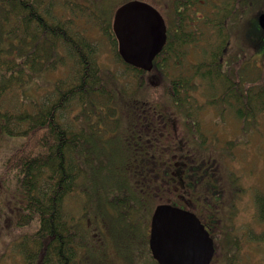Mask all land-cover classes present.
Wrapping results in <instances>:
<instances>
[{
    "label": "trees",
    "instance_id": "obj_1",
    "mask_svg": "<svg viewBox=\"0 0 264 264\" xmlns=\"http://www.w3.org/2000/svg\"><path fill=\"white\" fill-rule=\"evenodd\" d=\"M125 1L0 0V87L56 65L64 66L61 74L65 73L52 86L54 98L31 111L1 117L7 138H22L3 162V171L14 174L13 225L22 228L14 241L22 258L19 264H105L113 242L105 239L99 224L106 236L110 231L123 245L115 258L125 264H156L147 240L157 204L194 209L203 200L207 207L217 208L236 190V176L227 180L212 154H187L198 147L189 145L191 138L199 150L209 151L205 138L198 135L199 100L192 92H200L205 104L219 105L220 112L229 108L240 126L253 127L258 117L264 118V31L255 18L240 20L251 6L257 13L264 11V0H175L166 19L165 43L152 68L125 63L123 71L116 72L99 66L95 44L86 28L76 27L74 21L88 14L89 25L107 37L119 59L111 21ZM148 1L163 9L158 0ZM233 38L240 44L231 45ZM74 102L81 114L90 109L77 128L63 120V111ZM121 105L132 114L127 131L118 114H110ZM107 118L110 121L103 125ZM176 124L183 137L173 143L166 137ZM106 131H117L119 140H109L112 154L101 148ZM120 144L130 154H122ZM194 155L207 157L197 163ZM78 176L84 182L79 187L89 192L79 213L68 216L62 201L78 188ZM216 181L230 190L214 185ZM199 184L203 194L195 198ZM255 202L258 220L264 223V193L256 195ZM263 233L256 240L264 244ZM232 259L228 254L227 264H233Z\"/></svg>",
    "mask_w": 264,
    "mask_h": 264
},
{
    "label": "rangeland",
    "instance_id": "obj_2",
    "mask_svg": "<svg viewBox=\"0 0 264 264\" xmlns=\"http://www.w3.org/2000/svg\"><path fill=\"white\" fill-rule=\"evenodd\" d=\"M159 2L161 5L164 4L163 10L165 17L170 18V0H159ZM256 13L257 7L251 6L246 10L244 17L240 20L245 23L247 16L252 20L256 17ZM65 15H68V13H65ZM89 20V15L83 14V16L76 18L74 24L79 28L85 27V34L88 36L89 40L96 41L98 47L95 50H98L95 60H97L99 66L103 69L108 68L116 72L123 71L124 64L120 61H116L113 49L107 39L97 28L89 25ZM233 43L240 44L239 39L237 41L233 38L231 45ZM254 61L259 63L258 59H255ZM256 65L261 66L259 64ZM63 70L64 66L56 65L55 69L51 68L46 71L28 72L23 74L20 81L14 80L13 78L9 83H6L4 89L0 87V126L3 122V119H1L3 113L17 114L20 111H31L35 106L43 103L48 98H54L55 94L53 95L54 92L51 91L52 86L58 77L65 74H61ZM156 93L157 92L155 91V94ZM192 93L197 96V99L199 100L197 103H206L205 101L202 102L200 92L193 91ZM29 100H33L34 102ZM107 100L109 101L110 98H107ZM208 105H203L201 109H198V111L195 112V115L198 117L200 123L198 127V135L205 138L209 145V151L206 152L205 150H199V145L196 144L195 138H191L189 145L195 144L198 147L188 151L187 154H212L211 156L216 158L219 163L220 173H222L227 180L229 179V176H236L237 178V180L235 178V181L233 182L235 183L234 188L236 189L234 192V198L231 197L233 192H228L230 189L226 187L229 198H232V200L229 199L230 202L236 203L237 205L236 213L233 216V209L224 199L219 202V207L224 211V222L228 221L230 223L229 219L233 216L235 227L238 228V231H236V233L223 231L225 234L222 239L220 240L219 236V238L214 237V240L216 242L219 240L227 241L231 236L237 235L242 240V248L240 251L235 252L233 257L234 262L239 259L238 264H264V244L255 240L256 238H247L244 234L245 227H249L247 231H249V235L251 236H253V230L255 233L260 231L261 234V229L264 228V224L258 220L257 206L255 202L256 195L264 193V118L258 117L256 124L253 125V127H248L247 125L240 126L241 122L234 116L233 111L226 109L222 115H217L218 113L221 114L218 108L219 105H216V107ZM79 109H81V107L78 102H74L68 106L63 111L64 122L68 121L69 124H72V127L77 128V122L81 119L86 120L87 115L90 113L89 107L84 109V114H81ZM110 114L113 115V117L116 115L115 111ZM117 114L122 122V129L127 131L130 124V115L126 113V108L122 105L118 106ZM109 121V118H107L102 124L106 125ZM98 124L100 123L98 122ZM24 126L25 122L22 123L21 126L19 125V128ZM100 126L102 125L100 124ZM181 130L182 127L180 125H172L171 132L166 139H170L174 143L175 140L183 137ZM103 133L105 141L101 146L102 151H105L106 154H112L109 140L112 138L118 139V137H116L117 131H106ZM193 136H196V134ZM21 139L20 136H9V138H7V135L4 134V131L0 127V264H19L22 260L18 249L14 247V245L12 246L13 242L21 237L19 234L22 232V228L18 230L15 229V226L13 225L15 221V215L13 212L15 202L12 200L11 191L16 190L14 174L3 171L5 157L16 145L19 144ZM229 140L235 141V144L229 145ZM121 149L122 154H130L128 148L121 147ZM206 157L207 155H204L200 159L199 155H194V161L197 163H204ZM230 172L231 174H229ZM230 181L231 180L227 182L230 183ZM76 182L77 185L78 183H84L80 176H78ZM214 185L226 186L225 183L218 181L214 182ZM202 189L203 186L199 184L197 186L195 198L199 194H203ZM88 192L89 190H82L78 185V188H73L66 193L62 201L63 211L68 216L78 214L80 207L84 203V195L86 193L88 194ZM197 205L198 207H207V204H205V201L203 200H198ZM194 211H197L196 207L194 208ZM114 213L115 212L113 211L112 214ZM98 227L100 232L104 234L105 239L108 238L113 242L112 250L110 252L107 251L108 261L106 260L105 264H125L121 257H114L118 254L117 250L123 249V245L118 242V239L113 236L110 231L107 232L106 236L105 227L103 225L99 224ZM114 258L115 260H113ZM223 263L224 257L219 256L217 264Z\"/></svg>",
    "mask_w": 264,
    "mask_h": 264
},
{
    "label": "water",
    "instance_id": "obj_3",
    "mask_svg": "<svg viewBox=\"0 0 264 264\" xmlns=\"http://www.w3.org/2000/svg\"><path fill=\"white\" fill-rule=\"evenodd\" d=\"M257 22L264 30V12ZM112 26L122 59L150 69L165 41L160 13L146 1L129 0L116 9ZM149 246L159 264H208L213 254L212 239L196 215L167 203L153 210Z\"/></svg>",
    "mask_w": 264,
    "mask_h": 264
},
{
    "label": "flooded vegetation",
    "instance_id": "obj_4",
    "mask_svg": "<svg viewBox=\"0 0 264 264\" xmlns=\"http://www.w3.org/2000/svg\"><path fill=\"white\" fill-rule=\"evenodd\" d=\"M174 8V0H172V11ZM196 207V210L194 213L199 217L200 221L204 224L205 228L208 230L209 234L213 238V245H214V254L209 264L212 263V261L215 258V261L212 264H217V260L219 256H223V251H221L217 245L218 242L214 240V237L220 236V239H222L225 232L221 230V224L224 222L223 215L221 213L219 204H217V211H213V208L210 207V209L206 207H198L196 204L194 208ZM220 243H223V241Z\"/></svg>",
    "mask_w": 264,
    "mask_h": 264
}]
</instances>
